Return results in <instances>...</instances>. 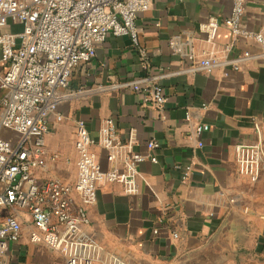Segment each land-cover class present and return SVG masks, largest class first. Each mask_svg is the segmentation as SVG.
Instances as JSON below:
<instances>
[{
  "label": "crops",
  "instance_id": "1",
  "mask_svg": "<svg viewBox=\"0 0 264 264\" xmlns=\"http://www.w3.org/2000/svg\"><path fill=\"white\" fill-rule=\"evenodd\" d=\"M230 8L231 0H149L135 19L138 44L108 34L95 45L94 57L73 69L65 90L144 79L162 86L161 108L142 102L128 87L112 88L64 99L47 121L39 173L68 184L77 173V119L86 123L93 141L89 148L104 170L121 166L118 155L108 159L109 150L97 143L105 119L114 120L115 134L135 153L149 155L150 139L160 143L153 151L156 162L145 158L136 165L137 194L102 181L88 211L84 236L129 263L264 264V169L252 180L235 159L237 144L257 139L255 123L264 149V55L239 60L234 67L244 49L259 55L260 46L242 36L234 39L226 25L216 29L213 45L199 31L210 17L223 19ZM244 9V31L264 27V0H244ZM186 31L194 32L195 54L213 50L220 62L208 71L190 72V61L172 53L167 43L168 36ZM5 70L0 62V75ZM189 123L208 129L198 137ZM6 134L0 127V136ZM8 213L0 207V225ZM65 257L30 242L25 233L8 243L0 264H64Z\"/></svg>",
  "mask_w": 264,
  "mask_h": 264
},
{
  "label": "built area",
  "instance_id": "2",
  "mask_svg": "<svg viewBox=\"0 0 264 264\" xmlns=\"http://www.w3.org/2000/svg\"><path fill=\"white\" fill-rule=\"evenodd\" d=\"M149 0H0V62L6 65L0 75V207L9 209L0 225V256L9 242L25 233L32 243H42L51 251L65 254L64 264H93L94 259L108 257L110 264H133L113 256L94 239L84 236L89 224L88 211L97 202L102 181L119 183L127 195L138 193L136 165L160 147L155 139L146 142L149 155L131 150L115 134L112 118L100 128L98 145L109 150L108 159L119 156L121 166L101 169L86 123H75L74 147L77 152L76 179L73 184L58 178L44 177V135L47 121L64 99L99 91L128 87L142 102L160 109L164 102L162 86L133 79L88 89L65 90L73 69L94 57L95 45L108 34L128 36L138 44L135 19L145 11ZM245 14L244 0H231L230 12L223 19L210 17L199 26L205 40L214 44L220 25L230 28L235 38L257 43L262 52L252 55L248 49L231 63L264 55V27L246 32L241 27ZM194 32L186 31L167 37L170 51L190 61L189 71H208L218 62L213 50L197 55L193 50ZM187 118V117H186ZM188 119V118H187ZM257 139L235 146L240 172L252 180L264 169V149L260 125L255 123ZM206 124L189 123L191 133L199 135ZM202 140L197 141L202 146ZM176 236V233H173Z\"/></svg>",
  "mask_w": 264,
  "mask_h": 264
}]
</instances>
